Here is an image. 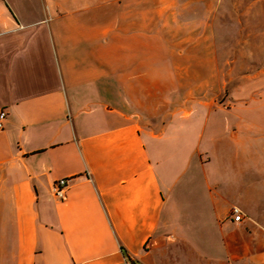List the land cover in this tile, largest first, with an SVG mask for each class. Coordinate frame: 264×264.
I'll return each instance as SVG.
<instances>
[{
	"label": "crops",
	"instance_id": "1",
	"mask_svg": "<svg viewBox=\"0 0 264 264\" xmlns=\"http://www.w3.org/2000/svg\"><path fill=\"white\" fill-rule=\"evenodd\" d=\"M187 2L0 0V264H264L258 146L223 157L217 110L129 103L175 68L166 22L206 18Z\"/></svg>",
	"mask_w": 264,
	"mask_h": 264
},
{
	"label": "rangeland",
	"instance_id": "2",
	"mask_svg": "<svg viewBox=\"0 0 264 264\" xmlns=\"http://www.w3.org/2000/svg\"><path fill=\"white\" fill-rule=\"evenodd\" d=\"M187 1L183 12L198 8L206 18L166 22L175 32V68L163 70V83L147 85L143 99L135 98L140 95L132 85L129 103L136 112L166 113L146 117L150 125L167 124L172 110L184 119L194 110H217L210 118L226 123L215 129L224 134L218 137L220 155L236 156L257 145L264 157V0H206L205 6ZM251 110L260 113L258 132L237 121L236 113Z\"/></svg>",
	"mask_w": 264,
	"mask_h": 264
},
{
	"label": "built area",
	"instance_id": "3",
	"mask_svg": "<svg viewBox=\"0 0 264 264\" xmlns=\"http://www.w3.org/2000/svg\"><path fill=\"white\" fill-rule=\"evenodd\" d=\"M6 113L1 112L0 114V127L2 126V120L5 117ZM69 186L68 178H60L52 186V191L56 197L59 199H64L67 193V189ZM233 215L236 221H241L243 219L242 210L239 207L233 208ZM124 264H131L129 261H125Z\"/></svg>",
	"mask_w": 264,
	"mask_h": 264
}]
</instances>
